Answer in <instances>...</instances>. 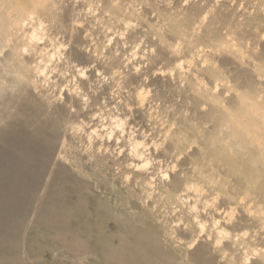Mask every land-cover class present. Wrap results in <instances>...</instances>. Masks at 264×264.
<instances>
[{
  "label": "rangeland",
  "instance_id": "1",
  "mask_svg": "<svg viewBox=\"0 0 264 264\" xmlns=\"http://www.w3.org/2000/svg\"><path fill=\"white\" fill-rule=\"evenodd\" d=\"M32 1L0 0V18L7 23ZM246 4L252 13L238 34L210 30L183 39L174 20L140 30L131 41L150 55L145 60L141 51L134 54L135 43L115 40L112 59L108 43L94 32L90 53L108 68L94 67L101 81L78 85L63 58L60 69L69 75L63 85L85 89L102 111L85 107L75 119L84 131L67 139L59 105L33 99L23 106L15 99L17 109L6 100L4 109L0 100L6 140H0V264H101L110 247H127L152 264H264V0H242ZM81 24L97 26L86 18ZM130 59L139 79L127 69ZM149 69L158 74L146 75ZM93 115L100 117L96 126L86 125ZM10 116L14 122L6 126L14 129L6 132ZM109 119L115 124L105 127L117 132L111 137L115 152L96 138ZM61 145L65 160L54 164ZM136 147L146 148L150 160L138 158ZM132 158L141 164L134 172ZM154 166L171 167L164 185L134 178ZM209 233L213 238L205 239Z\"/></svg>",
  "mask_w": 264,
  "mask_h": 264
},
{
  "label": "bare ground",
  "instance_id": "2",
  "mask_svg": "<svg viewBox=\"0 0 264 264\" xmlns=\"http://www.w3.org/2000/svg\"><path fill=\"white\" fill-rule=\"evenodd\" d=\"M64 1L67 4V7L70 6L69 8H72L71 14L67 13L68 10L67 7L65 6L66 4H64ZM241 2L242 0H79V1L35 0L32 1V3H30L28 7L22 9L19 12L16 11L17 12L16 17H12V15L11 17L9 16L6 19L7 23L3 22V19L0 18V100L2 102L1 106L2 108L5 109V100L8 101L6 104H9L10 101V106L11 105L13 106L15 99L16 100L21 99V101L23 100L24 101V103L22 102L23 106H25L24 104L27 103L28 100L30 101L33 99H40L42 101H51L53 104L59 105L60 110L63 111V113L65 114L64 116L65 118L61 116L63 118V122L64 121L66 122V125L63 126L62 133L64 134V138L67 139L71 135L77 134L80 127L82 128V126L78 124V122L76 123L75 119L78 114L84 111L85 107L90 108V113L93 112V114L96 113L98 110L102 111L100 109L101 107L99 108L98 105H96L97 98H95V96L88 93V91H86L85 89L82 92L79 91L78 88L76 87H68L69 86L68 84H66L68 86H64L63 83L65 79L67 80L69 75L68 76L64 75L65 73L63 74L60 69L61 62H63V60L60 59L63 58L64 61L67 60L70 63V69H69L71 73L70 77L76 80L77 81L76 83L78 85L79 82L82 83L83 86H85L87 81L90 84L92 82V85L93 82L101 81L102 78L101 72L98 73L94 71L93 70L94 67L101 68L102 70L104 69L105 71H107L108 68L105 67V65L101 61V58L99 59L96 56L91 55L92 52L90 53L92 48L96 49L93 45L94 43L92 42V38H93L92 35L94 34V32L99 33V35L104 40V42L108 43L106 45L108 47L106 48L108 49V54L114 57L112 59H117L116 55H114L112 48L110 46V43H112L113 40H115V42L124 41L125 44L128 42L135 43L133 44L134 47L131 48L136 47V50L135 51L133 50V52L134 54L137 55V53L138 52L140 53L141 51L140 50L141 45L137 43L136 38H133L132 41L131 38L135 37L137 33H139L140 30L142 29L145 30L148 28L150 31L155 30L154 25L162 24L166 20H174L177 23L178 27L176 28V32L179 38H183V39L186 37H190V35L192 34L194 36V34L202 33L203 31L217 32L218 34H221V36L238 34L239 32L238 27L241 25V22L245 21L246 18L249 17L252 13V11H250V6H248V4L242 6ZM241 8L243 9V11H240ZM83 18L84 19L86 18V20H88L90 23L96 24L97 26L95 27L91 25L88 26L81 24V20ZM157 31H159V29ZM261 40L262 39H260V41ZM193 42L191 43V45L193 44L194 46H196V44H194ZM61 44L63 45L62 48L63 50H61L62 52L60 51V53L57 54L58 48L59 46H61ZM188 46H190V44ZM117 51L118 53H121L124 50L118 48ZM177 54L178 53L176 51L169 52V55H171V57L177 56ZM140 55H141L140 58L144 60L150 57V55L147 56L146 52L143 51H141ZM57 56L58 58H56ZM80 58L82 59L84 58L86 60L85 65L75 63L77 59ZM130 60H128V62L126 63L127 69L129 66L131 70L134 71L133 76L135 75L134 77L139 79L141 77V74L138 71V69H136L135 61L132 60L130 61ZM112 62L113 61L110 62V67H112L111 66ZM176 66H179V64ZM105 71L104 73H106ZM156 71L150 70L146 75L155 76L158 74ZM85 75L87 76L86 78ZM64 76H67V78ZM71 81L73 82V80ZM62 85L64 86V89L62 88L60 90L61 94L58 96L59 93L58 90ZM78 85L77 87H79ZM20 91L22 92L21 96L19 94ZM85 97H87L88 99H86ZM64 99L65 102L63 101ZM13 107L16 108L15 105ZM98 118L100 117H96V115H93L91 118H89L88 122L86 121L87 122L86 125L88 124L89 126H91L92 124H95L96 126L97 124L96 121H98ZM13 120H14L13 116H10L9 120L4 121L5 124H3L2 129H4V131L6 132L7 131L10 132L9 131L10 128H11L10 130L14 129V126H9V127L6 126V123L10 124L9 122ZM114 124L115 123H113V121L109 119L106 124L103 123L99 125L101 127L98 130L96 136V138L99 137L101 138V141H104L101 145L104 144L103 146L105 150H107L108 152L110 151L115 152L117 144L115 145L114 143L115 141L113 142L111 140L112 139L111 137L117 135L116 134L117 132L116 130L108 131V129L105 126L106 125L113 126ZM1 132L2 131L0 129V140H2V138L4 137L2 136ZM125 133L128 132L124 130L123 134ZM3 140L6 141L5 138H3ZM129 141H131L129 142L131 145L132 140ZM63 147L64 145L59 146L58 150L53 155L52 159L54 164H58L65 160L64 158L65 151ZM101 148L102 146L100 148L97 147L96 149L101 150ZM95 151L96 153L100 154L99 150H95ZM117 155H119V153ZM131 155L132 154H130L129 156ZM135 155L141 159L143 157L144 158L148 157L146 156V148H140V147H136ZM144 158L143 160H147ZM167 160L169 159L167 158ZM128 165L131 171L134 172L135 170H138L141 164L139 165L137 162H135V160H133L132 162L128 163ZM159 165L161 166L162 164ZM166 167L167 168L160 167V169H158V166H154L149 171H145L144 173L137 174L134 178L135 179L141 178L142 181L149 183H152V180L154 181L157 180L163 183V179L165 178V176H169L171 174V172L169 171L171 167L170 169L169 166ZM161 168L163 169V171L161 170ZM110 169H113L112 166H110ZM120 176H123V174H120ZM177 193L178 192H175V190H171V194L172 196L175 195V199L178 198ZM186 195L188 197V200L189 198L191 200L194 199L193 196L187 192ZM183 199L185 200V198ZM148 205L150 206V203ZM214 220L215 222L213 223V225L215 226H218L219 222H221L219 219L217 220L216 218ZM119 233H122V230L120 231L119 229ZM213 236L214 235H210L209 233L208 235L205 236L206 237L205 239L208 240L210 238L212 239ZM80 242H82L81 239ZM85 242H89V241H85ZM120 242H122L121 244H124L123 242L125 241L121 239ZM84 244L87 245L86 243ZM143 257L145 258V256ZM153 260L136 259L135 256H133V254L131 253V249H128L127 247L126 248L122 247V249L110 247L104 252L101 264H152ZM156 262L161 264V260H158Z\"/></svg>",
  "mask_w": 264,
  "mask_h": 264
},
{
  "label": "clouds",
  "instance_id": "3",
  "mask_svg": "<svg viewBox=\"0 0 264 264\" xmlns=\"http://www.w3.org/2000/svg\"><path fill=\"white\" fill-rule=\"evenodd\" d=\"M122 126H123V123L122 122L120 124H117L116 125V127H118V128H122Z\"/></svg>",
  "mask_w": 264,
  "mask_h": 264
}]
</instances>
